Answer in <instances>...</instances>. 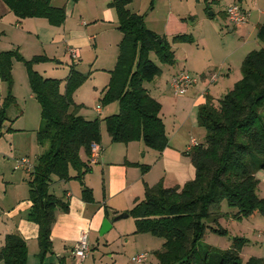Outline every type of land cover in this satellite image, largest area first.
<instances>
[{
	"label": "trees",
	"instance_id": "trees-1",
	"mask_svg": "<svg viewBox=\"0 0 264 264\" xmlns=\"http://www.w3.org/2000/svg\"><path fill=\"white\" fill-rule=\"evenodd\" d=\"M2 1L21 19L45 18L51 25L61 26L67 18L65 7L55 6L54 0ZM130 2L113 0L110 4L116 9L123 38L101 103L118 102L119 111L103 120L85 118L78 113L81 105L74 101L76 90L90 73H83L72 64L62 92L61 79L45 77L35 68L38 63L48 62V56L26 59L18 49H0V77L9 86V94L0 108V120L6 119V107L15 102L12 93L15 61L25 64L32 93L41 106L42 125L37 131V141L47 148L39 155L28 181L32 203L28 219L39 225L40 264L52 252L51 234L57 208H69L62 197L51 192L53 178L77 179L82 185L83 200H95L84 177L90 171L92 144L102 139V121L113 142L143 140L159 152L169 144L161 116L162 104L145 86V82L162 73L150 55L154 52L162 63L173 65L177 61L173 45L192 43L194 36L178 33L169 39L157 34L147 26L144 14L130 10ZM257 36L263 46L244 58L242 78L218 104L208 98L199 107L198 123L206 129L205 142L186 153L195 166V177L182 186L165 187L162 181L154 186L145 184L144 198L127 211L135 220V233L164 239L162 249L155 251L160 264H264L262 257L242 260L241 251L248 243L246 237L233 236L226 249L203 243L208 229L228 234V229L219 222L223 216L232 213L234 219L242 220L257 212L264 215V197L258 194L256 177L257 171L264 170V117L260 113L264 108V23L259 25ZM82 151L88 161L83 160ZM142 168L146 171L149 166ZM223 202L235 211L225 215ZM209 219L213 225L206 222ZM28 256L25 238L8 233L0 249V261L27 264Z\"/></svg>",
	"mask_w": 264,
	"mask_h": 264
},
{
	"label": "crops",
	"instance_id": "crops-1",
	"mask_svg": "<svg viewBox=\"0 0 264 264\" xmlns=\"http://www.w3.org/2000/svg\"><path fill=\"white\" fill-rule=\"evenodd\" d=\"M112 1L54 0L55 6L65 7L67 18L63 25L53 26L45 18H18L0 0V41L6 40V44L10 45L7 50L18 49L26 59L35 55H46L50 58L48 62L57 61L56 64L49 63L54 72L58 71V68H63L64 63H68L70 56L68 50L72 47L80 51V58L77 61L71 58L77 70L93 75L91 70L89 72L83 70L85 60L91 65H95L96 62L105 65L95 66L97 70L112 71L114 67L107 66V63L109 60L111 65L112 58L117 59L119 44L123 38V33L118 28L116 9L110 5ZM234 3H238L247 12V19L239 25H232L226 9L221 12L225 19L224 31L227 32L223 38L225 40L222 49L225 53L223 59L212 58L209 62L204 60L202 54L197 53L199 50L196 48L195 51L192 47L196 42L195 38L192 43L174 44L177 61L173 66L178 67V70L174 72L169 67L166 68L168 70L162 69L161 75L153 80L151 88L147 87L149 93L162 104L161 116L169 137V144L163 151H150L143 141L115 143L111 141L109 133L106 135L102 126L97 161L90 162V171L84 177L85 184L93 190L94 202L83 200L82 185L77 179L69 181L53 179L56 183L54 187L51 185V192L62 197L69 208L56 210L51 234L53 248L52 252L45 256L43 264H128L122 261V258L123 251H126L129 245L136 255L148 254L145 263H136L132 260L133 264L159 263L154 252L162 249L164 240L161 241V238L147 233H135V220L128 223L126 219L128 220L129 215L120 218L119 216L127 213L137 201L144 198L145 184L154 186L162 181L165 187L182 186L195 177V166L186 153L193 146V140L198 144L203 143L202 138L198 136V133L202 136V129L198 123L199 107L208 98L215 101L219 89L226 85L227 80L240 78L244 58L254 50L251 48L253 44L260 45L257 32L259 25L264 23V0H233L230 5ZM128 6L132 12L144 14L147 26L159 35L170 39L175 34L190 31L193 12L191 6L184 4L183 0H131ZM26 46V49L31 50L30 56L24 53ZM44 63L46 62L35 65L41 74V69L46 68V65L44 67L41 65ZM72 64L66 76L59 78L62 80L61 90L62 85L64 86L62 92L65 91L66 78ZM182 71L198 77V80L186 94L176 96L171 87V79ZM214 74L218 75L215 81L212 80ZM54 75L56 74L44 76L57 78ZM108 77V80L104 79L102 85L95 86L96 91H100L96 92V99L99 101L108 87L109 82H106L110 79ZM82 86L74 94L75 103L81 105L78 109L79 114L87 119H95L107 115L106 113L114 114L119 111L116 102L104 106L105 110L100 106L95 107L93 112L83 109L86 100L85 95L81 93ZM30 97L36 99L33 93ZM41 125L42 120L37 131ZM40 148L41 152L35 159H38L47 146L40 145ZM81 156L84 161L89 160L84 151L81 152ZM23 158L29 159L35 167L36 162L30 159V155H25L21 159ZM17 161L15 169L26 170L24 167L16 168ZM141 165H149L150 169L143 171ZM26 171L30 173L33 170ZM71 173L76 174L75 171ZM256 177L259 179L258 194L264 197V170L257 171ZM14 183L16 182L11 183L13 196L17 194V191L12 190L15 188ZM5 188L8 193L7 185ZM31 205L28 195L23 198L17 197L9 211H3L4 208H1L7 217L4 219L0 216V249L8 233H18L28 244L27 264H40L39 225L28 219ZM226 217L232 224L237 223L240 226L232 228L233 235L248 239V243L241 251V258L245 256L264 258V215L257 212L242 220L234 219L232 213ZM222 218L219 220L221 225ZM106 219L111 222V227L103 230ZM83 231H88L91 252L81 261L73 256L72 250ZM0 264L4 263L0 261Z\"/></svg>",
	"mask_w": 264,
	"mask_h": 264
},
{
	"label": "rangeland",
	"instance_id": "rangeland-1",
	"mask_svg": "<svg viewBox=\"0 0 264 264\" xmlns=\"http://www.w3.org/2000/svg\"><path fill=\"white\" fill-rule=\"evenodd\" d=\"M183 1H184V4H187V6L189 5L191 6V9L193 12V19L191 20V28H190V31L187 32V33L192 34L194 38L196 39L195 44L192 46L193 49L195 50L197 48L199 50L197 53L202 54V56L204 57V60H206L207 62H209V60L212 58H214L215 60L223 59L225 55V53L222 51L224 47V41H225L223 38L226 36L227 32L224 31L226 28L225 19L221 12L224 9H227L228 6L230 5V2H232L233 0H188L187 2H185L186 0H183ZM0 36H1V33H0ZM259 42H260L259 46L256 44H253L251 48L260 49L263 46V42L261 40H259ZM7 48H10V45L6 44V40H3V41L1 40L0 49L7 50ZM26 48L27 46L24 49V53L30 56L31 50L26 49ZM69 57H68L69 59L68 63H64L63 68H58L59 70L55 72L52 71V68L49 66L51 64L49 63L56 64L57 61L53 60L51 62H46L44 64H41L43 65V67L44 65H46L45 69H41L42 74H44L45 76H53V74H56L54 76H57V78H64V76H66V72L70 64H72V59L71 57L70 58ZM150 57L163 70L164 68L166 69L167 67L174 70V72L178 70V67L175 68L173 65L168 66L162 63L154 52L151 53ZM117 59L112 58L111 65H109L110 63L108 60L107 66H112V68L113 67L115 68ZM102 60H104V58H102ZM102 64L103 63H101V65ZM14 65H13L14 82L12 86V93L15 96V102H13L12 104L6 107L5 109L6 119L3 121L2 128L0 130V133H1L0 135V216L1 218H4V219L7 216L4 215L3 211H7V210L9 211L12 208V205L14 204V200L17 197L23 198V196L29 195L28 181L30 178V173L23 169H15L16 161L21 160V158L25 155H30L31 156L30 159L33 162H37V159H35V156L41 152L40 145L38 144V141H37V129L40 126V123L42 120L41 106L36 99L30 97L32 93V89H31V85L29 82L28 72H27V68L25 64L22 61H15ZM101 65L100 63H97V62L95 65H91L85 60H84V64L82 65V68L85 72L87 71L89 72L90 70L93 72L92 73L93 75L90 74L91 76L89 75V77L85 80L84 82L85 84L83 83L84 85L83 84H82L83 86L81 85L83 87L81 89V93L85 95V100H86V103H85L86 105L83 107V109L90 111V112H93L95 107L97 106L103 107L104 109V106H108L114 103L112 102L108 105H103L101 103V99L100 101L96 99L97 93H99L100 91L99 90L96 91L95 86L102 85L104 79L106 80L108 76H109L108 78L111 79V76H110L111 71L97 70L98 68L95 67V66L98 67ZM102 66H105V65H102ZM37 67L38 66H36V68ZM96 73L98 74L95 75ZM222 77L224 76L222 75ZM241 78H242V72L238 80L237 79L227 80L226 85L222 86L219 89V94L217 96L218 98L214 102L218 104L220 98H222L226 93H228L235 86V83L239 81ZM110 79L109 81H106V82H110ZM221 81L222 80L220 79V83ZM153 84H154V81L145 82V86L148 87L149 89L151 88ZM63 88L64 86L62 85V90ZM8 94H9V86L0 77V108L3 107V104ZM115 105L116 107H119L118 102H116ZM83 109H82V112L84 111ZM260 113L264 117V108L260 109ZM106 114L107 115H103V117H101L100 119L103 120L110 113H106ZM102 126H103V130L105 131L106 135H108L106 124L104 121H102ZM200 129H202V136L199 133H198V136L202 138L201 141L205 142L206 129L203 127H201ZM135 141H143V140H135ZM115 143H122V142H115ZM145 147H148L149 149H151L150 151L159 152L147 146L146 144H145ZM141 168H142V165H141ZM149 169H150V166H149ZM56 178L57 177H54L53 179H56ZM12 181L16 182L14 183L15 188H13L12 190L17 191L18 196L17 194H15L14 196L11 194ZM55 183L56 182L52 183L53 187ZM6 185L8 187V193H6V188H5ZM14 197L16 198L14 199ZM2 207L4 208L3 211L1 209ZM232 211H235V209L230 207L227 204V202H223L222 212L226 215V213H229ZM226 218H227L226 216H223L221 223L223 227L228 229V234L221 235V234H218L208 229L203 239V243L210 244L214 247L221 248V249H226L228 248V246H230L231 239L234 236L232 228L233 227L238 228L240 226L237 223L232 224ZM133 220L134 218L132 216H130L128 220L126 219L128 223L129 221L131 222ZM206 222L209 225H213L214 223L211 219L206 220ZM163 240L164 239H162L161 241ZM0 244H1V239H0ZM133 251L134 249L132 248V246L129 245L128 249L126 251H123L122 261L128 264H133L132 257L136 255L133 253ZM247 258L248 257L245 256L242 259L245 262Z\"/></svg>",
	"mask_w": 264,
	"mask_h": 264
},
{
	"label": "built area",
	"instance_id": "built-area-1",
	"mask_svg": "<svg viewBox=\"0 0 264 264\" xmlns=\"http://www.w3.org/2000/svg\"><path fill=\"white\" fill-rule=\"evenodd\" d=\"M226 13L228 16V19L232 25H239L246 21L247 19V12L238 4L234 3L228 6L226 9ZM70 57L73 59V61H77L80 58V51L77 48H70L68 50ZM218 75L214 74L212 76V80H217ZM198 80V77L193 76L185 71L180 72L178 75H175L171 79V87L173 90V93L176 96L186 94L190 87L193 86ZM198 145L196 140H193V146ZM191 147V148H192ZM100 152V144L99 143H93L91 147V156L90 161L92 163L97 161V157ZM24 167L26 170H33L34 166L31 164L30 160L27 158H23L21 160L17 161L16 168ZM91 252L90 243H89V234L88 231H83L80 235V238L75 243L72 254L73 256L78 260H84L86 259ZM148 259L147 253H142L139 255H136L132 258V260L136 263H145Z\"/></svg>",
	"mask_w": 264,
	"mask_h": 264
},
{
	"label": "water",
	"instance_id": "water-1",
	"mask_svg": "<svg viewBox=\"0 0 264 264\" xmlns=\"http://www.w3.org/2000/svg\"><path fill=\"white\" fill-rule=\"evenodd\" d=\"M2 123H3V121L0 120V126L2 125ZM127 216H128V213H122V214L119 216V218H120V217H127ZM109 227H111V222L108 221V220L106 219V220L104 221V224H103V230L106 229V228H109Z\"/></svg>",
	"mask_w": 264,
	"mask_h": 264
}]
</instances>
